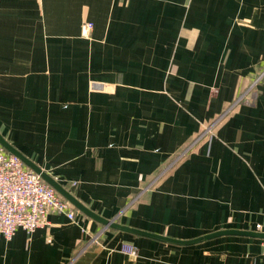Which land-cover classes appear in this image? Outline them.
<instances>
[{"label":"crops","instance_id":"0c3cea01","mask_svg":"<svg viewBox=\"0 0 264 264\" xmlns=\"http://www.w3.org/2000/svg\"><path fill=\"white\" fill-rule=\"evenodd\" d=\"M262 70L264 0H0V145L120 227L264 233ZM74 209L0 264H264L263 238Z\"/></svg>","mask_w":264,"mask_h":264},{"label":"built area","instance_id":"2783aa9c","mask_svg":"<svg viewBox=\"0 0 264 264\" xmlns=\"http://www.w3.org/2000/svg\"><path fill=\"white\" fill-rule=\"evenodd\" d=\"M92 29V23L84 24L82 36L87 38ZM259 81L260 76L256 84ZM53 212L75 221L73 205L31 170L19 156L0 145V239L11 241L20 229L31 234L48 226V216ZM257 229L260 230L261 226L258 225ZM123 252L133 257L138 255V250L131 245L124 246Z\"/></svg>","mask_w":264,"mask_h":264},{"label":"water","instance_id":"95a60500","mask_svg":"<svg viewBox=\"0 0 264 264\" xmlns=\"http://www.w3.org/2000/svg\"><path fill=\"white\" fill-rule=\"evenodd\" d=\"M3 147L5 148L6 146L3 145ZM6 149L9 152H11L12 154H15V155L19 156L23 160V162L31 170H33L35 173L39 174L46 183L51 185L63 198H65L68 202H70L73 205V207L77 208L78 210H80L84 214L90 216L94 220H97V221L101 222L106 227L117 228V229L125 231V232H133L135 234H140L142 236L155 238L157 240L168 241V242L179 244V245H186V244L196 243V242H200L202 240H208V239H211V238H216V237H220V236H224V235L252 236V237H257V238H263L264 239V233H254V232H245V231H234V230H231V231L216 232V233L207 235V236H205L203 238H200L198 240H195L194 242H183V241H178V240H174V239L164 238V237H161V236H154V235H151V234H148V233H145V232H141V231H137V230H131V229L125 228V227H120V226L116 225L114 221L105 220L103 218H100L98 215L94 214L87 207H85L82 203H80L75 197L70 195L69 192L66 189H64L54 178H52L46 172L42 171L40 168H38L37 166L32 164L30 161H28L26 158H24L21 154H19L18 152L13 151L12 149H10L8 147H6Z\"/></svg>","mask_w":264,"mask_h":264},{"label":"rangeland","instance_id":"374dc122","mask_svg":"<svg viewBox=\"0 0 264 264\" xmlns=\"http://www.w3.org/2000/svg\"><path fill=\"white\" fill-rule=\"evenodd\" d=\"M259 76H260L259 84H260V94H261V90L264 87V70L260 71V75Z\"/></svg>","mask_w":264,"mask_h":264}]
</instances>
